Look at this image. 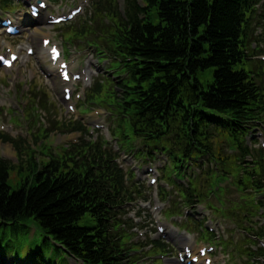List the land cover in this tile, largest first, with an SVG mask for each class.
Listing matches in <instances>:
<instances>
[{
	"label": "trees",
	"instance_id": "obj_1",
	"mask_svg": "<svg viewBox=\"0 0 264 264\" xmlns=\"http://www.w3.org/2000/svg\"><path fill=\"white\" fill-rule=\"evenodd\" d=\"M238 0H197L194 8V19L196 22L204 23L210 19V28L208 30L210 43L215 49L214 65L224 67L228 65L231 57L241 56L243 53L242 41L239 37L237 26L234 25V8L238 6ZM182 21L186 20L182 18ZM180 21L172 24L173 29L180 30ZM237 36V37H236ZM160 55L178 56L180 49L176 46V37L169 35L166 39ZM160 49V48H159ZM220 86L216 92L217 99L211 100L216 107L230 106L243 100L244 94L238 84L228 71H222L217 76ZM212 106V105H211ZM214 107V106H212ZM64 172L68 169L62 168ZM78 177H83V185L93 183L94 178L90 172H80ZM87 172V174L85 173ZM72 174V173H70ZM87 186V185H86ZM84 186L82 199H88L95 187ZM60 189V190H58ZM99 192V191H98ZM79 194L75 191L73 183L56 182L52 184L49 180L40 181L36 186L29 190L23 189L18 193L10 195V190L6 187L5 175L0 173V215L4 217H23L33 216L38 220L41 228L51 231L58 239L64 242L69 248L76 241L81 243L86 240V232L76 228V221L85 211H88L89 205H86L84 213L76 206ZM104 197L99 195V200ZM102 218H104L101 215ZM99 238V237H98ZM92 250H96L97 245L104 242V238L96 241L88 239Z\"/></svg>",
	"mask_w": 264,
	"mask_h": 264
},
{
	"label": "rangeland",
	"instance_id": "obj_2",
	"mask_svg": "<svg viewBox=\"0 0 264 264\" xmlns=\"http://www.w3.org/2000/svg\"><path fill=\"white\" fill-rule=\"evenodd\" d=\"M50 123H52V120L50 119ZM55 138L51 139V144L50 146L52 148V151L54 150V147L60 145L62 142H64V137L57 138V136H54ZM73 137V136H72ZM0 156L1 158L9 160V161H16V156L17 153L14 149V147L10 144H5L0 142ZM11 187L16 189L17 184L19 183V179L12 177L9 181ZM4 235V232L1 231V236ZM5 240L4 243L6 246H8V250L12 252H17L21 256H25L29 248L35 247L36 245L41 244V238L39 236H36L35 238L30 236L27 233L24 232H19L18 234H13L12 229H9L5 233ZM7 240L10 241L8 244ZM45 259L48 263L53 264L57 262L58 264H68L66 256H64L60 252H56L55 254L52 255H46Z\"/></svg>",
	"mask_w": 264,
	"mask_h": 264
},
{
	"label": "snow or ice",
	"instance_id": "obj_3",
	"mask_svg": "<svg viewBox=\"0 0 264 264\" xmlns=\"http://www.w3.org/2000/svg\"><path fill=\"white\" fill-rule=\"evenodd\" d=\"M3 58L2 57H0V60H2Z\"/></svg>",
	"mask_w": 264,
	"mask_h": 264
}]
</instances>
